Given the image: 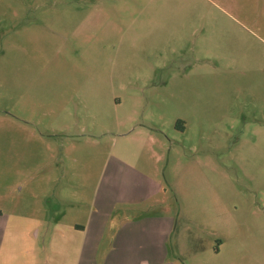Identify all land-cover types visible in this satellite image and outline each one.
<instances>
[{
	"label": "rangeland",
	"instance_id": "1",
	"mask_svg": "<svg viewBox=\"0 0 264 264\" xmlns=\"http://www.w3.org/2000/svg\"><path fill=\"white\" fill-rule=\"evenodd\" d=\"M113 153L166 242L114 245ZM0 210L20 264H264V0H0Z\"/></svg>",
	"mask_w": 264,
	"mask_h": 264
},
{
	"label": "crops",
	"instance_id": "2",
	"mask_svg": "<svg viewBox=\"0 0 264 264\" xmlns=\"http://www.w3.org/2000/svg\"><path fill=\"white\" fill-rule=\"evenodd\" d=\"M110 155V161H107L104 165L102 175L99 179V184L101 185L103 183H108V187L112 184L116 193H120L119 196L121 197L122 201L134 204L128 208L129 217L124 219V221L119 220V218H124L123 215L127 216L126 210H117L119 211V216L116 218V220L120 221L121 223H119L120 226L118 227V231L113 236L114 245L120 244V241L131 239L132 235H137L141 238L144 237L148 239L149 236L147 235V230L151 226V221L155 222V220H157V236L158 238L161 237V240L166 242L173 228L174 218L172 217V214L161 213V215L155 218L154 215L149 214V210L142 209L140 207L145 205L151 197L165 191L163 183L159 179L151 175V173L142 169L137 164L129 161L128 159H125L114 153ZM99 198L103 197H99L97 192L94 197L95 201H93L94 206L96 204L97 208H95V211H91L87 224L74 225L77 231L84 232V234L86 235V240L89 234H91L92 229L98 228L99 225H101V228H104V226H106L107 228V225L109 223H112L111 218L113 216L115 217V214L117 213V211L115 212V210L113 211L111 209H103V206L99 205L97 201ZM104 198L107 197L105 196ZM131 207H137V209L133 210L131 209ZM145 210L147 213H145ZM144 214L148 217L144 218ZM95 215H104V217L99 219V217H95ZM5 216V211L0 210V218L3 219V217ZM4 226L5 229L3 230V234L0 232V264H20V261L17 258L18 256H16L14 251L7 252L5 249L7 247L13 248L16 243L15 239L13 238L5 239V232L12 230L11 228L13 227V223L10 225H7V223H5ZM98 240L99 241L97 242V245L98 243H100L101 239ZM215 250L218 249L215 248ZM158 260H160L158 262L166 264L169 262V257L168 255H164Z\"/></svg>",
	"mask_w": 264,
	"mask_h": 264
},
{
	"label": "trees",
	"instance_id": "3",
	"mask_svg": "<svg viewBox=\"0 0 264 264\" xmlns=\"http://www.w3.org/2000/svg\"><path fill=\"white\" fill-rule=\"evenodd\" d=\"M180 123H182V122L179 121V122H178V125H179Z\"/></svg>",
	"mask_w": 264,
	"mask_h": 264
}]
</instances>
